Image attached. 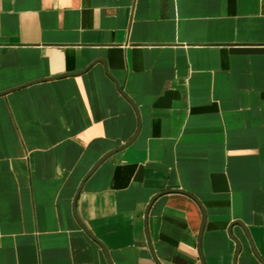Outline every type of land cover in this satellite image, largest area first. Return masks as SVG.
Masks as SVG:
<instances>
[{"label": "crops", "instance_id": "1", "mask_svg": "<svg viewBox=\"0 0 264 264\" xmlns=\"http://www.w3.org/2000/svg\"><path fill=\"white\" fill-rule=\"evenodd\" d=\"M0 264H264V0H0Z\"/></svg>", "mask_w": 264, "mask_h": 264}, {"label": "water", "instance_id": "2", "mask_svg": "<svg viewBox=\"0 0 264 264\" xmlns=\"http://www.w3.org/2000/svg\"><path fill=\"white\" fill-rule=\"evenodd\" d=\"M122 147H124V146H121V147H119V148H116L115 150H113L112 152H115V151H117V150H119V149H121ZM111 154V153H110ZM110 154H107V155H105L101 160H99L98 162H97V164L92 168V170L91 171H93L106 157H108ZM80 189H81V186L79 187V190H78V192L80 191ZM78 194V193H77ZM75 216L77 217V219H78V221L80 222V220H79V218H78V216H77V214H76V211H75ZM80 224L81 225H83L82 224V222H80ZM255 253H256V251H254ZM257 254V253H256Z\"/></svg>", "mask_w": 264, "mask_h": 264}]
</instances>
